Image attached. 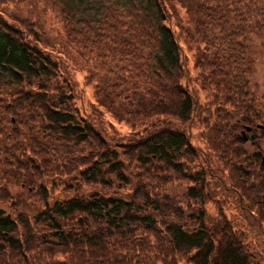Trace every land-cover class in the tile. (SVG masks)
<instances>
[{"label":"trees","instance_id":"16d2710c","mask_svg":"<svg viewBox=\"0 0 264 264\" xmlns=\"http://www.w3.org/2000/svg\"><path fill=\"white\" fill-rule=\"evenodd\" d=\"M62 1L70 16L66 22L85 19L96 38L90 50L96 58L83 63L87 80L99 85L114 73L118 82L113 81L110 98L118 117L125 108L127 115L141 118V126L126 142L127 137L107 135L97 125L104 121L99 110H93L94 117L76 110L73 68L50 49L49 39L34 24L30 31L0 27V203L6 206L0 205V264H63L71 253L74 264H176L184 255L192 264H262L246 246L256 253L264 248L263 151L240 161L253 171L242 166L237 178L218 176L217 194L214 186L208 190L203 169L185 172L183 167L198 153L213 166L220 153L217 137L228 138L229 145L238 121L245 133L248 127L264 133V116L255 118L257 124L252 119L258 103L254 107L256 99L243 88L255 60L254 40L264 45V0ZM2 22L7 23L0 14ZM72 42L69 36L61 42L71 55L76 52ZM183 42L205 45L209 55L202 51L199 61L202 86H208L207 71L223 91L218 103L233 108L224 109V116L218 113L206 128L203 151L190 137L196 101L186 82ZM98 94L95 90L103 107ZM236 139L248 140L239 134ZM84 146L90 151L75 156ZM123 155L132 158L134 168L127 167ZM158 172H174L176 180L182 172L192 184L177 195L168 186L172 179ZM52 174L67 176L62 198L52 195L58 186L50 182ZM19 185L23 190L12 189ZM217 196L235 205L231 217L206 208L219 202ZM114 237L130 253L127 261L110 255V249L118 252L110 241ZM58 254L66 256L56 259Z\"/></svg>","mask_w":264,"mask_h":264},{"label":"rangeland","instance_id":"374dc122","mask_svg":"<svg viewBox=\"0 0 264 264\" xmlns=\"http://www.w3.org/2000/svg\"><path fill=\"white\" fill-rule=\"evenodd\" d=\"M3 11V12H2ZM0 14L1 16L7 21V23L0 24V27L6 28L10 25L14 26V28L18 29L21 28L25 31H30V28L33 27V24L35 25L34 29H39L42 33V37L45 35L49 40L46 41L50 45V49L55 51L57 54H61V60L63 59V62L67 64L69 67L73 68L71 70L74 78L75 83V90L77 92L76 94V100H75V108L79 111V113H82V115H86L87 117H94L93 110L97 109L100 111V114L103 116L104 121L98 122L97 125L99 128L103 129L105 132H107V135L110 137L115 138L116 140H120L121 137H127L125 138V142L128 141L133 133V128L136 126L137 128L141 126V118H137L126 114L125 108L121 111H119V117L118 112L116 109L117 106L114 104L112 99L110 98V95L112 93V84H114L113 81L118 82L117 76L114 73H108L107 76H109L107 81L102 82L101 84H97L96 80H92L89 82L87 80L88 72L87 69L84 67V60L86 58L94 59L95 54L94 52L90 51L93 44L96 43L94 33L92 30H89L88 25L85 23V19H82V22H74V23H67V19L70 18L69 12H67L64 3L62 0H0ZM179 15L180 17H185V10L181 7H179ZM24 19V22H21V24L17 21V19ZM72 18V17H71ZM86 19H89L88 16H85ZM75 19V18H72ZM176 21H174V29L179 32L180 30L175 26ZM51 24L53 26L57 27V30L59 32L58 35L56 31L52 30ZM66 24L68 27V32L71 33L68 34L66 30ZM70 24V25H68ZM63 34V40H61L60 35ZM40 35V34H39ZM70 37V39H73V42L71 45L76 49V52L73 51L72 55L69 52L68 48L64 46L62 43L67 39V37ZM264 38V36H263ZM262 38V39H263ZM262 40L256 38L254 40V44L252 45L254 53V62L251 64V67L249 68V71H247L244 75V86L246 94H248V98H255V106L258 103V107L255 108L256 115L252 117L253 121L257 124L259 120H255L257 116L263 115L264 116V45L261 43ZM62 42V43H61ZM205 45H185L184 42L182 43V61L183 64L186 66L187 71L189 72V78L186 79V82L188 85V90L191 92V94L194 96V99L196 101L195 105V111L192 115L191 122L189 123V129L191 132V142L192 144L199 150L203 151L206 147V140L204 136L206 137V128L210 127L214 124V120L217 117L218 113L221 115H225L226 111H233V108H224L221 106V103H218L220 101L219 96L223 94V91L220 88H217L212 83V79H208L209 74L207 71L203 73L204 77H207L208 86L203 87L202 86V76H201V68H200V57L202 51L205 55H209V51L203 50L202 47ZM256 46V47H255ZM200 49H199V48ZM259 50V51H257ZM81 54V55H80ZM118 55V54H117ZM116 57V55H115ZM208 59L210 58L207 56ZM117 59V57H116ZM123 60H126V56H123ZM198 64V68H197ZM102 72V70H101ZM106 77V76H105ZM118 84V83H116ZM95 90L99 91V97L103 100V103L105 106H100L96 102L95 97ZM208 92H211L214 97H210ZM218 96V97H217ZM217 97V98H216ZM215 98V99H214ZM217 99V102H216ZM216 102V103H215ZM133 109V107L130 109V111ZM225 109V110H224ZM235 112V111H234ZM117 115V116H116ZM118 117V118H117ZM237 118H235L233 121H236ZM108 121L111 122V124L108 123ZM96 122V121H95ZM109 124V125H108ZM226 122H223V125H225ZM227 124H234L232 122H227ZM238 128L236 132L233 134V142L229 143L228 145V138L222 139V137H217V141H220L218 143L219 157L216 158L217 161L212 166L211 164H207L203 162V156L198 153V157L194 160V162L191 161V158L188 160V162H185L184 169L185 172H197L201 171L208 173L207 176V182L211 186L209 188L207 183L208 190H213L214 186V193L216 192V188L214 185V181L219 182V177L225 178L228 177L229 173L230 175L233 174L237 178V168L245 166V170L251 172L253 171L252 168L248 167V163L241 164V160L243 159L244 155H248V157L252 156L253 154L258 151H263L264 154V133L260 128H255L251 131H247L245 134H243L244 124L242 121H238ZM260 125V124H258ZM246 128V127H245ZM222 131L220 128L218 129V133ZM237 134L242 135L244 138H248L247 142L241 143L238 142L236 137ZM213 138L215 137L214 134H212ZM82 150V152H81ZM88 151H90V147L84 146L80 149L79 152L75 154V156L87 154ZM95 152V151H94ZM212 154L214 152L212 151ZM221 156V157H220ZM123 159H125L126 165L129 168H134V163L131 166L132 158L129 156H122ZM245 158V157H244ZM55 163V162H54ZM253 166V165H250ZM233 171V172H232ZM21 173H24L22 170ZM161 176H163L165 179H172L169 187H172V191L176 193L177 195H180L182 191L186 189L187 186L191 185L192 182L190 179H187V177L182 172H177L179 174L180 179L176 180L173 177L176 175V173L172 172H158ZM204 173L205 175H207ZM219 176V177H218ZM67 179V176H58L57 174H52L49 177V180L52 184L56 183L58 186L54 189L52 192V195L54 197H61L62 198V192H63V182ZM174 185V186H173ZM229 185V184H228ZM51 186V184L49 185ZM185 188V189H184ZM14 190H21L22 187L15 186L12 187ZM249 189L251 190V187L249 186ZM23 190V189H22ZM67 193V192H66ZM211 193V192H210ZM214 193H211V200L215 199ZM217 194V193H215ZM217 200L219 202L215 205L212 202L206 203V208L213 214L216 215L219 212H222V210L225 211V213L231 217L233 215L231 209H233L235 205L233 204H225L224 200H222L221 196H217ZM216 200H214L215 202ZM0 205H3L0 203ZM229 206V208H228ZM3 207H6L3 205ZM186 209V207L184 206ZM152 211V209H150ZM187 216V215H185ZM157 218H160L159 216H155ZM236 217L239 218V214L237 213ZM239 220V219H238ZM247 235V234H246ZM149 237V234L146 235ZM248 237V235H247ZM115 238V239H114ZM110 241H115L118 246H116L118 252H114V250L110 249V255L116 257H119L121 255L122 258L126 257L129 258L130 253H127L123 248L125 245H121L119 243V238L114 237ZM155 237H149V240L152 242L153 245H155L154 240ZM134 240L137 243H140L141 239L136 236H134ZM121 241V240H120ZM131 241V238L127 239V242ZM119 243V244H118ZM246 248L250 249L251 253L258 258L257 261H260L262 264H264V254L260 256L258 254L259 252L264 253V248L259 247L257 253L253 251V246H246ZM113 249V248H112ZM249 251V252H250ZM137 251L135 252V254ZM72 254V253H71ZM68 254L67 259L63 264H74V257L73 255ZM153 254H151L152 256ZM66 255L58 254L56 256V259H63ZM140 258V257H138ZM24 259V258H23ZM177 262L176 264H192L190 257L187 255H184L183 257L176 258ZM3 264H16V261H9V262H2ZM119 263V261H117ZM175 264V263H174Z\"/></svg>","mask_w":264,"mask_h":264},{"label":"water","instance_id":"95a60500","mask_svg":"<svg viewBox=\"0 0 264 264\" xmlns=\"http://www.w3.org/2000/svg\"><path fill=\"white\" fill-rule=\"evenodd\" d=\"M248 129H250V128H248Z\"/></svg>","mask_w":264,"mask_h":264}]
</instances>
